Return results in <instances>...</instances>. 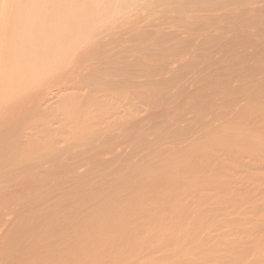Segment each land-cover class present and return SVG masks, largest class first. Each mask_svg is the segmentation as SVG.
Returning a JSON list of instances; mask_svg holds the SVG:
<instances>
[{
  "label": "bare ground",
  "instance_id": "1",
  "mask_svg": "<svg viewBox=\"0 0 264 264\" xmlns=\"http://www.w3.org/2000/svg\"><path fill=\"white\" fill-rule=\"evenodd\" d=\"M0 264H264V0H0Z\"/></svg>",
  "mask_w": 264,
  "mask_h": 264
}]
</instances>
